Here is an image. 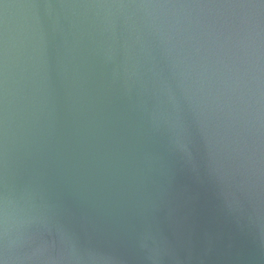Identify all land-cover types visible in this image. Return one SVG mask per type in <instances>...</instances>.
Segmentation results:
<instances>
[{"label": "water", "instance_id": "95a60500", "mask_svg": "<svg viewBox=\"0 0 264 264\" xmlns=\"http://www.w3.org/2000/svg\"><path fill=\"white\" fill-rule=\"evenodd\" d=\"M0 264H264V0H0Z\"/></svg>", "mask_w": 264, "mask_h": 264}]
</instances>
